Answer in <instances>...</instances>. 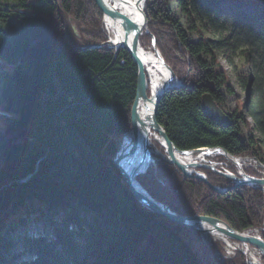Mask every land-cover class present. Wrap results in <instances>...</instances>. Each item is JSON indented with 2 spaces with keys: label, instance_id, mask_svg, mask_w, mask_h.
Listing matches in <instances>:
<instances>
[{
  "label": "trees",
  "instance_id": "1",
  "mask_svg": "<svg viewBox=\"0 0 264 264\" xmlns=\"http://www.w3.org/2000/svg\"><path fill=\"white\" fill-rule=\"evenodd\" d=\"M174 1L184 22L170 0L143 7L147 39L183 80L163 94L157 121L179 149L221 146L264 165V0ZM107 37L96 0H0V264H246L241 253L218 259L216 242L206 246L198 231L150 211L128 189L112 158L131 126L137 67L125 49L88 47ZM247 41L256 72L240 78L252 90L239 105L220 59ZM224 88L236 100L228 112ZM206 93L229 125L204 112ZM201 170L213 185L234 184ZM137 180L175 212L258 228L264 239L258 187L219 192L166 154Z\"/></svg>",
  "mask_w": 264,
  "mask_h": 264
},
{
  "label": "water",
  "instance_id": "2",
  "mask_svg": "<svg viewBox=\"0 0 264 264\" xmlns=\"http://www.w3.org/2000/svg\"><path fill=\"white\" fill-rule=\"evenodd\" d=\"M144 1L145 0L138 1V3L142 2L143 4L139 10L142 19L141 22H132L131 20H128L126 17H124L114 7V5L109 3L107 0H96L97 4L103 11V21L106 22L105 20L109 19L111 22L117 23L121 30L122 38L118 40L117 43H113V40L109 36L105 41L90 44L88 47H101L106 45L110 48H114V54H116L121 48L125 49L130 54L137 67L135 98L131 110V126L123 132L112 161L120 171L121 175L124 177L128 189L135 195L136 199L150 211L160 213L171 221L192 228L198 232L209 233L211 230L219 231L229 238L245 242L256 247L264 256V239L262 237L245 231H239L219 217L207 214L183 215L175 212L170 209L169 205L153 198L137 180V176L145 172L152 161L151 151L148 144V132L149 129H152L158 134L161 140V146L163 147L168 160L174 164L184 175H193L198 177L219 192H225L230 188L238 187L244 184L258 187L264 191V165L257 159H255L256 162L263 169L262 176H254L246 173L242 164L243 157L234 156L221 146H201L191 149H179L169 139L165 130L157 121L158 104L163 94L172 88L182 86L183 80L178 79L173 69L165 62L156 46L155 37L152 35L151 46L153 52L159 56L163 65L167 68L169 80L155 95H153L150 91L148 94L149 88L146 79L145 67L138 53L139 35L143 32H149L147 26L148 20L143 8ZM201 101L204 112L210 118L224 125L230 124L228 115L214 102L209 93L204 94ZM141 106L143 108H141ZM140 133L143 135L142 155L140 162L127 170L123 167L122 161L135 152ZM129 137H132V143L128 150L125 151L124 144L126 139ZM193 153H197V155L199 154L200 157H195L198 160L195 159L191 162H183L179 158L180 155L186 156ZM212 155H223L226 160H228L237 168V174L229 171L219 170L214 162L205 160V157ZM205 168L231 179L234 182L233 186L222 188L217 185H213L208 180L206 174L201 170ZM30 175L31 174H28L24 179H21V181L27 180ZM201 225H204L205 227H200Z\"/></svg>",
  "mask_w": 264,
  "mask_h": 264
},
{
  "label": "rangeland",
  "instance_id": "3",
  "mask_svg": "<svg viewBox=\"0 0 264 264\" xmlns=\"http://www.w3.org/2000/svg\"><path fill=\"white\" fill-rule=\"evenodd\" d=\"M169 4L172 7V9L175 11V13L181 17L182 22H184L185 17L179 11V8L176 6L175 1L170 0ZM104 24H105L106 33L109 37L108 31L106 28V22H104ZM140 35H141V37H140ZM140 35H139V39H140V44L142 45V47L146 48V49H151L152 48L151 42L147 39L145 32H143ZM251 40H253V39L252 38L249 39V41H251ZM246 44H247L246 46L242 47V49L237 51L230 58L222 57L220 59L221 64H222L224 70L226 71V75L229 78L230 86H231L232 90L235 93H237V95L239 97V105L242 104V102L245 98V95H247L249 93V91L252 90V86H249L248 89H244L243 85L240 84V78L244 74L250 73L251 71L256 72V68L252 65V61H251L252 59L246 60V58H245V54H248V53L251 54V56H255L256 55L255 49L253 47L249 46L250 44L248 41ZM149 91L151 92L150 87L148 90V94H149ZM223 94L225 96L223 108L227 112L231 111L236 105L235 95L232 94L227 88L223 89ZM245 115H246L249 123L253 127L254 121L252 120L251 117L248 116L247 113H245ZM149 149L151 151V158H152V161L150 162V164L155 163L156 159H158V158L162 157L164 154H166L163 147L161 146V143L159 141H157L156 139L149 140ZM195 156L200 157L198 155H195ZM240 157H243L242 158L243 168H246L249 166L251 168H256V169L261 168L258 165V163L256 162V160L253 159L252 157H250L248 155L240 156ZM205 160H207L209 162H214L216 164V167L219 170L229 171V172L237 174V168L233 164H231L228 160H226L223 155L207 156V157H205ZM230 165H232L236 168L235 172H233L229 169L228 166H230ZM259 172H261L263 175V169L260 170ZM252 230L254 232H252ZM250 231L257 236L262 237L261 231L258 228H252ZM199 233H200V237H201L202 241L205 243L206 246L213 247L215 242L217 243V246H214L215 247L214 254L220 260L230 259V258L234 257L237 253H241L244 257V262L246 264H264V256L262 255V253L259 252L255 247H253L252 245H250L248 243H246V245H244L245 242H239V241L234 240L232 238H228V241L226 242L224 239H222L218 236L212 235L210 233H205V232H199ZM17 249H19L18 244L14 247V250H17ZM25 256H27V255H25Z\"/></svg>",
  "mask_w": 264,
  "mask_h": 264
},
{
  "label": "bare ground",
  "instance_id": "4",
  "mask_svg": "<svg viewBox=\"0 0 264 264\" xmlns=\"http://www.w3.org/2000/svg\"><path fill=\"white\" fill-rule=\"evenodd\" d=\"M107 1L113 4L114 7L128 20H131L132 22H141L142 19L139 10L143 4L142 2L138 3V1L140 0H107ZM105 21H106V28L110 38L113 40V43H117L118 40L122 38V33L119 26L117 25V23L111 22L109 19H106ZM138 53L144 63L148 88L150 87L151 93L155 95L162 88V86H164V84L169 80L168 70L163 65L159 56L153 52L152 48L146 49L142 47V45L140 44V39H139ZM141 108L143 107L141 106ZM151 139H156L161 143L158 134L154 132L152 129H149L148 144H149V140ZM142 142H143V135L142 133H140L135 152L129 155L128 157H126V159L122 161L123 167L125 169L129 170L130 168H132V166L140 162V158L142 155ZM131 143H132V137L127 138L124 144L125 151L128 150ZM195 155H197V153H193L191 155H186V156L180 155L179 158L183 162H191L194 159H197L195 158L196 157ZM202 226L204 225H201L200 227ZM209 233L224 239L226 242L228 241L229 237H227L226 235H224L219 231L211 230ZM244 245H246V243H244Z\"/></svg>",
  "mask_w": 264,
  "mask_h": 264
},
{
  "label": "built area",
  "instance_id": "5",
  "mask_svg": "<svg viewBox=\"0 0 264 264\" xmlns=\"http://www.w3.org/2000/svg\"><path fill=\"white\" fill-rule=\"evenodd\" d=\"M251 229H248V230H245V232L247 231L248 233H252V232H254L253 230H252V232L250 231ZM253 234V233H252ZM239 242H241V241H239ZM254 247V246H253ZM256 248V247H255ZM257 249V248H256ZM258 250V249H257ZM259 251V250H258ZM260 252V251H259Z\"/></svg>",
  "mask_w": 264,
  "mask_h": 264
}]
</instances>
